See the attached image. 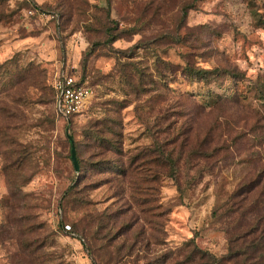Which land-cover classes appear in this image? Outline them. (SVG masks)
Listing matches in <instances>:
<instances>
[{"label": "rangeland", "instance_id": "obj_1", "mask_svg": "<svg viewBox=\"0 0 264 264\" xmlns=\"http://www.w3.org/2000/svg\"><path fill=\"white\" fill-rule=\"evenodd\" d=\"M263 45L264 0H0V264H264Z\"/></svg>", "mask_w": 264, "mask_h": 264}, {"label": "built area", "instance_id": "obj_2", "mask_svg": "<svg viewBox=\"0 0 264 264\" xmlns=\"http://www.w3.org/2000/svg\"><path fill=\"white\" fill-rule=\"evenodd\" d=\"M263 52L264 45L260 46L258 55ZM52 84L55 90L54 111L57 117L64 120L79 113L93 93L87 81L71 73L57 74Z\"/></svg>", "mask_w": 264, "mask_h": 264}, {"label": "trees", "instance_id": "obj_3", "mask_svg": "<svg viewBox=\"0 0 264 264\" xmlns=\"http://www.w3.org/2000/svg\"><path fill=\"white\" fill-rule=\"evenodd\" d=\"M263 55H264V52H263ZM263 68H264V62H263ZM200 73H208V70H202V69H200V70H198ZM81 80H84L83 78H80ZM91 86V85H90ZM92 87V86H91ZM52 90H53V110H54V100H55V90H54V88H53V84H52ZM54 113H55V111H54ZM68 140H69V138H68ZM99 142H103L102 140H99ZM69 143H70V141H69ZM71 144V143H70ZM74 167V166H73ZM72 189V187H69L68 188V192L70 191ZM63 225V231H65V232H68V233H70V232H73V229H72V226L71 225H69V224H62ZM198 252L200 253V255L202 256V257H205V256H211L212 257V255L211 254H209L208 252H206V251H203V250H198Z\"/></svg>", "mask_w": 264, "mask_h": 264}, {"label": "water", "instance_id": "obj_4", "mask_svg": "<svg viewBox=\"0 0 264 264\" xmlns=\"http://www.w3.org/2000/svg\"><path fill=\"white\" fill-rule=\"evenodd\" d=\"M66 132H67V128H66ZM68 138H69V141L71 143V148H70L71 161L73 163L74 169L77 171L78 165H77V161H76V157H75V148H74V144H73V139L70 135H68Z\"/></svg>", "mask_w": 264, "mask_h": 264}]
</instances>
